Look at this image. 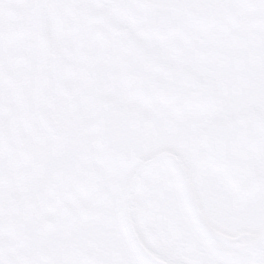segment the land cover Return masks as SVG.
<instances>
[{
  "label": "flooded vegetation",
  "instance_id": "obj_1",
  "mask_svg": "<svg viewBox=\"0 0 264 264\" xmlns=\"http://www.w3.org/2000/svg\"><path fill=\"white\" fill-rule=\"evenodd\" d=\"M95 7L102 8L111 20L158 54L167 55L170 65L198 77L204 76L211 84L226 88L224 91H233V98L239 96L234 90L246 86L250 94L248 102L234 105L235 102L231 101L232 110L225 116H236L247 108L264 115V0H44V24L50 55L82 53L83 40L94 39L82 22L84 12ZM39 12L40 0H0L1 69L10 68L8 61H13L11 55L17 56L24 69L38 68ZM61 39L64 41L60 45L58 40ZM0 120L6 122L1 115ZM29 128L30 124H27L25 131ZM1 129L4 130V127L1 126ZM4 134L5 131L1 133L2 138ZM24 138L26 158L17 159L19 166L30 163L31 160L27 159L29 150L33 149L34 155L41 156L46 148V133L41 126L32 135L25 137L24 134ZM45 160L46 157L39 159L40 167ZM7 162L0 159V210L4 209V200L9 201L12 197L39 198L51 192L52 188L56 199L55 210L62 209L63 205L70 207L62 194L61 178L56 177L54 185L48 186L43 177L38 185L34 181L22 190L17 181L13 186V174L6 168ZM250 167L262 174L264 140L258 146ZM72 204L74 206L75 202ZM33 210L38 211V207L27 210L25 221L19 219L17 224L21 231L17 251L15 245H7L0 238V264H50V257L44 253L40 243L41 232L45 229L42 223L31 222ZM8 214L9 210L0 211V231L11 229L10 219L5 217ZM33 218L36 220L35 216ZM89 225L85 223L86 229ZM34 227L39 229L37 237L33 233ZM2 235L0 232V237ZM57 236V245L53 250L56 262L53 263L109 264L100 255L103 250L96 252L93 249L88 234L80 237L76 232L71 240L63 239L61 231ZM74 248L84 249L96 258V262L80 260Z\"/></svg>",
  "mask_w": 264,
  "mask_h": 264
},
{
  "label": "rangeland",
  "instance_id": "obj_2",
  "mask_svg": "<svg viewBox=\"0 0 264 264\" xmlns=\"http://www.w3.org/2000/svg\"><path fill=\"white\" fill-rule=\"evenodd\" d=\"M81 62V61H80ZM72 62V64L69 66L68 70H64L63 72V76L64 78H69L74 80L78 86V91L77 93L73 92L72 90H70L72 88V84L65 82L66 79H64L63 81H61L60 83H58V88L59 90H61V93H58L57 97L55 100H58L60 102L59 106L57 107V109L55 110V113L59 114L58 117H63L66 116L67 118L63 117V122L66 121V123L68 124L67 130L73 132V135L71 136L72 138H75L76 134L74 133L75 127L74 124H78V120L80 121L83 117L86 120H90L91 122H89V124H85L84 125V129L86 131H88L87 136L85 135V142L89 143L88 147H84L85 150L87 151H80V155L83 156H88L89 154H95V148H96V144L99 142V132H100V126L101 124H99V122L97 121V116L96 113L100 112L102 114V110H101V100L105 99V100H110L112 102H114V100L118 101L117 104L121 107H126L127 104L125 103V101H120L119 97L117 94H122V95H126L123 91L118 90V88H114V69L111 67L110 63L108 61L104 62L103 60H96L93 61L91 60L90 63V67L84 66L82 64V62ZM15 71L19 72L20 77L17 78L18 79V85L15 88L17 91L18 95H21V91H19V89H21V87L25 84V82H23V79L27 77V74L21 70H10L7 72V77L5 79H8V82L13 83V81L16 79L17 75L15 73ZM67 81V80H66ZM11 90H14V87L10 88ZM245 89H247L245 87ZM65 91V94H64ZM114 92L116 93V97L114 96ZM59 92V91H58ZM72 95V96H71ZM23 98L18 100L17 103L18 104H22ZM80 100V101H78ZM86 102V104H84V101ZM81 104L84 105L83 109L81 108ZM17 112L21 111V109H16ZM73 112H77V114L73 113ZM105 115H108V112H104ZM116 111L112 112V116L109 118L111 121L112 120H116L114 119ZM62 115V116H60ZM143 116L146 117L148 119V123H149V132H150V142H153V140H155L156 138L153 136V131L155 127L160 126H164L166 127L167 131H170L172 129V127H167L168 125H172L173 123H176V125L178 126L179 130L185 131V133H187L189 131V128H191L194 125H197L196 120H194L193 122L192 119H182V120H176V118H174L173 116L167 114H163V113H159V112H154V110L152 109H148L146 108L145 111H143ZM166 116V117H165ZM21 117V115H20ZM74 117H77V121L74 120ZM165 119L168 120L167 124H164ZM16 120V119H15ZM13 121V120H12ZM196 122V123H195ZM115 124L119 123L114 122ZM62 126H66V125H62ZM93 128V129H92ZM186 128V129H185ZM18 130V128H16V126L12 127V131H16ZM123 130V129H122ZM121 130V131H122ZM123 132V131H122ZM178 131H175L173 133H171L168 137L169 140L173 139L175 140V133ZM156 134V133H155ZM144 139H148V138H144ZM149 139L147 140V144L149 143ZM72 140V139H71ZM178 140V138H177ZM175 140V141H177ZM75 141V139H74ZM87 144V143H86ZM85 144V146H86ZM170 147L172 149H174L175 151H177V144L175 142H173V144H169ZM135 148V147H133ZM134 150L130 147V146H126V153L128 154V158L130 159L128 161V174L129 172L131 173L133 171V169L136 167V157L134 155ZM139 152H141L143 155H145L146 157H149L150 155H152V152L149 151V148L147 149V151L139 150ZM83 166H87V165H83ZM162 177H160L161 181H167L169 182V184L163 189V191L168 190V186H170V190H173L174 193V198H170L168 200L169 202L174 204H181L182 208L185 209L186 208V204L185 202H183V198H182V193L181 190L179 188V184L178 181L176 180V177L172 174L171 178L168 175V172L165 171L162 173ZM18 177H20L21 175H16ZM144 177V176H143ZM152 178V177H151ZM150 175L145 176L144 178H142L143 180L140 183V186H138V190H142L141 192H134L132 197H131V201H130V205L132 206L131 209H133V213L135 212V217H134V225H135V230L138 233V236L144 240L147 245L149 246H153V242L151 239L153 232H152V226L151 228L148 226V222L151 219L150 215H148V219L144 220L141 216H139L137 214V210H139L138 206L140 204V202L143 200L144 196L146 195V192L144 190H146L149 187V183H150ZM13 180H15V178H13ZM152 180V179H151ZM157 185V183H156ZM159 188V187H158ZM136 189V188H135ZM150 189V188H149ZM160 190V189H159ZM163 191L162 194L164 193ZM197 193V197L196 199L200 201V210H201V214L203 216V218L205 219V221L209 224V226L211 227V229L216 232L217 234H219L220 237L232 242H248V240H255L258 236V234L261 231V223H259L258 225H253L252 224V220L253 218L256 216V207L252 206H241V205H235L232 208L227 209V211H222L220 206L222 207L223 205H218L217 203H210V199L209 197H206L204 193H202V190L200 191H196ZM203 194V195H202ZM69 199L73 200V198L71 196H67ZM176 197V198H175ZM47 201L51 202V199H47ZM167 201V202H168ZM211 201H215V199L211 200ZM16 202L19 203V205L21 206L23 201L20 200H16ZM147 203V202H146ZM145 203V204H146ZM24 204V203H23ZM160 201L158 198V201H153V202H149L148 203V208L147 211H150V209L152 208L151 205L155 206V205H159ZM230 207L232 204H229ZM263 208H264V203H263ZM263 208H261L263 210ZM218 213H216V211ZM39 211V216L41 217V220L39 221V223L42 224H47V227H54L58 220L56 215L60 214L62 211H56L53 215L51 214V212L46 213V215L43 213H41L40 210ZM139 212V211H138ZM152 212V211H151ZM162 212V211H161ZM163 213V212H162ZM219 215V216H218ZM64 216V215H63ZM79 218L78 220L81 219V216L77 215ZM73 217V216H71ZM259 217L261 218V220H264V214H259ZM166 219V217H164V220ZM184 220V219H183ZM34 222V221H33ZM157 223H159L156 220ZM182 222V220H181ZM245 224L246 227L241 228V225ZM179 225V224H178ZM154 230V229H153ZM246 236H245V235ZM244 235V236H243ZM48 237L52 238V241L50 242L51 244V248L53 247V245L55 244L54 241V236L51 235H47ZM159 242H161L159 240ZM172 244H174L173 249L175 248V242H172ZM160 246L166 248L167 246L160 244ZM220 247L223 251L230 253V254H236V255H241V256H251L254 253H256V249L254 247H237V246H232L229 244H225L222 243L220 244ZM192 255V254H191ZM188 258H184L182 257L180 264H185L186 260ZM256 259L254 261V263H250V264H255V263H262L264 264V243L261 245L260 249H259V253L257 255ZM195 261L200 262L202 261L201 259H196L194 258ZM252 260V259H251ZM240 264V263H239Z\"/></svg>",
  "mask_w": 264,
  "mask_h": 264
},
{
  "label": "water",
  "instance_id": "obj_3",
  "mask_svg": "<svg viewBox=\"0 0 264 264\" xmlns=\"http://www.w3.org/2000/svg\"><path fill=\"white\" fill-rule=\"evenodd\" d=\"M127 42L130 52L122 51L123 53H121L119 57L127 64V68L129 69V71H127V81H129L128 83L133 90H140V93L144 96L161 97L169 99L170 101L175 99L180 100L183 105L190 104L191 102L199 104L208 101V93H205L207 88L194 84L193 82L186 81V77H183L182 79L177 78L176 80L169 82L157 81L149 69L152 65L151 62H153V56L151 57V54L148 51L137 46L130 39H127ZM133 53L135 54L132 55ZM135 55L136 58H134ZM137 58L139 59L141 65L136 63ZM227 127L230 128V124L227 125ZM212 144H214L213 147H209L208 150L214 158V154L216 153L215 149L219 148V145L216 141ZM230 172L234 179L233 182H230L241 188L242 191L247 192V189L250 187V182H246L248 181L245 177L246 173L241 169V166L237 165L236 168H233Z\"/></svg>",
  "mask_w": 264,
  "mask_h": 264
}]
</instances>
